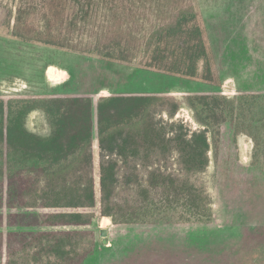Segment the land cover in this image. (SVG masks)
Returning <instances> with one entry per match:
<instances>
[{"label": "trees", "instance_id": "16d2710c", "mask_svg": "<svg viewBox=\"0 0 264 264\" xmlns=\"http://www.w3.org/2000/svg\"><path fill=\"white\" fill-rule=\"evenodd\" d=\"M13 35L117 62L143 50L146 66L189 77L206 60L202 77L213 80L193 0H19ZM184 100L159 91L0 96V264H85L98 250V216L118 228L210 223V152L242 175L257 165L239 159L238 136L261 149L264 116L251 114L264 112V94ZM184 104L199 129L175 118ZM36 109L49 135L28 128Z\"/></svg>", "mask_w": 264, "mask_h": 264}, {"label": "rangeland", "instance_id": "374dc122", "mask_svg": "<svg viewBox=\"0 0 264 264\" xmlns=\"http://www.w3.org/2000/svg\"><path fill=\"white\" fill-rule=\"evenodd\" d=\"M18 3L0 0V96L5 98L159 91L184 102L187 93L264 94V0H193L212 81L202 77L206 60L199 62L198 76L189 77L146 66L143 50L127 63L24 41L13 35ZM73 8L69 6V15ZM62 69L71 76L67 84L55 79ZM256 115L264 116L262 108L251 114ZM175 118L191 129L201 127L185 104ZM27 126L41 135L51 132L41 109L29 114ZM259 138L263 142L256 150L252 137L238 136L239 159L246 165L257 159L247 175L222 165L210 152V165L202 175L212 198L210 223L118 228L110 218L98 216L90 226L98 250L85 264H264V130Z\"/></svg>", "mask_w": 264, "mask_h": 264}, {"label": "crops", "instance_id": "0c3cea01", "mask_svg": "<svg viewBox=\"0 0 264 264\" xmlns=\"http://www.w3.org/2000/svg\"><path fill=\"white\" fill-rule=\"evenodd\" d=\"M55 79H62V82L60 83L67 84L70 81L71 76L66 69H62V71H58V73L55 72Z\"/></svg>", "mask_w": 264, "mask_h": 264}, {"label": "water", "instance_id": "95a60500", "mask_svg": "<svg viewBox=\"0 0 264 264\" xmlns=\"http://www.w3.org/2000/svg\"><path fill=\"white\" fill-rule=\"evenodd\" d=\"M108 233H107V230L106 229H102L101 230V235L102 236H106Z\"/></svg>", "mask_w": 264, "mask_h": 264}]
</instances>
